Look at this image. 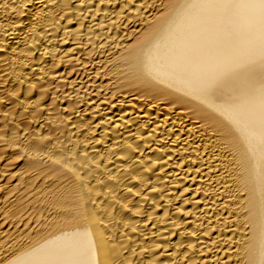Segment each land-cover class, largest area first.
Here are the masks:
<instances>
[{
    "label": "bare ground",
    "instance_id": "bare-ground-1",
    "mask_svg": "<svg viewBox=\"0 0 264 264\" xmlns=\"http://www.w3.org/2000/svg\"><path fill=\"white\" fill-rule=\"evenodd\" d=\"M0 264H264V0H0Z\"/></svg>",
    "mask_w": 264,
    "mask_h": 264
}]
</instances>
